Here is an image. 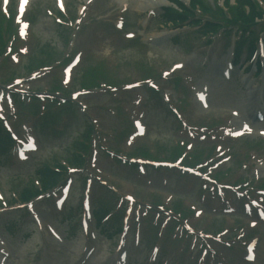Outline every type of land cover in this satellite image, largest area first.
I'll return each instance as SVG.
<instances>
[{"label": "rangeland", "instance_id": "374dc122", "mask_svg": "<svg viewBox=\"0 0 264 264\" xmlns=\"http://www.w3.org/2000/svg\"><path fill=\"white\" fill-rule=\"evenodd\" d=\"M84 1L65 0L66 9L75 12ZM128 1L130 6L126 12V30L135 31L137 37L131 40L123 39L119 31L120 39L118 37L113 40V35L117 34V31L112 28L113 21L106 18L104 23L99 15L111 13L115 15L119 12L121 6L117 0H95L94 4L84 12L83 15L87 16L85 19L87 24L78 30L76 36H73L71 29L67 28L65 31L55 24L53 17L55 11L58 10L57 0H30L25 15V19L29 21L30 26L28 29H20L18 27L20 34H26L24 38L16 36L17 51L14 50L16 51L15 53L6 56L5 61L0 60V86L11 87L13 83H16V81L10 82L13 76H23L22 78L27 79V81L20 78L19 80L23 81L17 85L23 91L42 92L45 89H47L46 91H51L53 86L57 85L56 79H59L60 81L63 80L64 83L68 82L66 83V87L69 88L68 92H79L82 88L81 79L84 76L86 79L90 78L87 69L91 67L93 70L96 67V73L104 76L103 79L120 83L133 80L144 81L148 80L147 77L154 75L153 77L159 79L158 82L163 89L159 94L168 93L171 100H173L175 96H180L181 91L177 88L173 91V83L165 79L168 76H162L167 71L170 73L173 71V76L182 75L185 77L191 75L195 76L196 81L202 79V81L206 80L211 83L209 85L213 98L211 111L210 109H200L202 107H198L199 104L196 103L197 106L193 102L191 92L187 90L188 92L185 93L187 100L180 104L185 121L193 125L192 130L195 132L194 137H189L187 134L188 129H184L180 125L182 122L181 118H176L172 115L167 110V106L162 99H156L155 93L149 92L144 86L130 90L126 88L123 90L100 87L99 89L87 91L77 99L86 107V114L88 113L87 117L89 118L75 112V109L77 110L75 107L73 112L66 113L63 116L62 122L59 123L63 128H58L61 130L55 131L54 124L41 121V118L34 114L29 116L31 109L27 107L29 100L26 98H23L26 104L22 106L19 102L13 101V99L8 103V106L4 101V116L8 118L12 128L17 131L20 137L25 135L28 138L27 144L32 149L27 152V159L25 160H18L12 155L9 156V152L6 149L3 153H0V197L3 203L19 201L18 196H22L26 188L35 187L37 184L35 170L38 167L53 165L57 161H60L61 164V161L70 159L71 153L74 152L71 149L72 140L76 138L78 140L79 134L82 133L83 129L81 125L86 120V123L90 121L93 124V130L98 141L108 149L116 150L128 156L136 157L150 153V155L157 154V156L162 157L157 159L173 160L169 154L172 151L181 153V146H174L180 143V139H184L185 142L190 141L193 144L190 149L186 148L184 150L186 158L197 154L202 165L204 162L213 164L220 158H226L221 161L220 164L222 165L213 173V177H218L219 181L232 182L235 179L243 181L253 173L260 177L258 178L255 175V178L248 182L249 185L247 187H258L257 184L264 185V171L259 169V163L264 162V142L260 140L263 139L261 136L242 134L240 138L234 141H225L221 143V153L216 149L217 140H211V133L214 130L215 132L218 131L216 128L220 123H226L233 119L234 122L240 120L238 116L234 118L230 109H239L243 113L251 112L254 106L264 101V83L258 82V79L264 82V76L253 77V72H247L246 77H249L248 83H251V86L246 89L247 85L242 83L245 76L242 69L245 64L243 66L239 63L233 71V77L229 81L223 80L220 76V68L228 57V49L224 38H217L214 40V44L208 45L205 42L206 38L202 37L196 27L187 25L189 21L182 22L176 26L171 23L162 24L159 14L162 11V7L167 4L165 0H161L155 10V15L150 16L144 13L148 8L142 7L141 0ZM202 1L205 5L212 8L214 0ZM16 2L17 0L10 1L7 14L11 13L12 15V12L14 13ZM229 5L231 4L229 3ZM232 8L234 9V7ZM196 14H199V11H196ZM148 18H150L149 22ZM0 21L2 25L3 18ZM14 22L15 24L19 23L15 20V15ZM219 35L220 33L216 37ZM216 37H213V39ZM72 38L73 44H69V39ZM98 39L102 41L103 45L95 47L93 44ZM44 45H49L46 49L50 47L54 52L51 55L53 57L50 58L43 55L42 57L46 61L41 64H55L59 58L61 59L64 56L67 50L68 52L72 50V53L76 50L80 52L79 55L82 56L81 62L71 70L69 76L65 74L67 71L62 69L63 61L49 71L48 69L44 70L40 76L32 77L27 75L28 72L24 65L27 61L32 60L29 59L32 53H35V56L33 55L34 62L40 61L39 57L36 58V56ZM27 49L29 52L25 55L26 52L24 53V51H27ZM191 56L192 58H190ZM182 63H184V67L178 69L177 67ZM90 80H84V85L93 84ZM188 82L189 79L184 78L185 89H189ZM250 92L255 95V97H252L253 99L248 97ZM136 98L142 99L139 104H135ZM138 113L143 114L142 118L147 124V131L143 136L139 132L134 131L132 126L129 125L132 122L131 118ZM23 123L30 125L32 129L24 128L23 131L21 129ZM126 125L130 127L129 130L126 129ZM200 126L207 129L201 131ZM31 133L35 135L36 139L31 140ZM86 133L80 135L81 139L88 140ZM201 133L207 134V137L203 140L200 139ZM93 147L91 148L93 151L90 147L87 148V162L82 166L86 168L82 170H73L75 168H72L69 173L72 178L59 187V190L68 192L65 211L70 206L72 209L74 207V217L65 218L64 211L60 212L58 210V212L51 208L54 197L50 195L47 200L45 198L48 196H45L32 204V208L46 216V222L48 221L55 226L64 236H68L65 242L60 243L49 234H46L43 239L36 231L30 238L25 237V231L34 228V226L29 223L30 226L28 227L29 218L24 217V214L12 211L8 220L11 225L13 224V227L6 226L7 230H9L7 231L2 226V230L10 240L12 248V255L8 260V264H44V259H48L45 252L42 251L44 246L51 253L49 258L55 260L57 264H78L82 247L86 242H84V238L78 229V209L81 191L87 176L92 178L98 176L115 185L119 190L117 192L118 196L122 197V204L127 201L125 198L126 194L133 195L136 199L134 208L141 206V210L146 208L145 203H150L151 201H165L167 208L173 205H181V208H184L187 203L200 205V190L198 188L199 183L202 182L200 177L181 176L176 171L158 175L157 172L150 170L147 175L140 174L137 168L122 162H116L111 157L106 156L107 151L103 150L106 153L105 155V153L101 152L100 147L97 149ZM182 147L185 148V145ZM259 150L262 152L260 153ZM96 151H98L97 154ZM256 151H258L256 155L260 158L258 161L253 158V154L255 155ZM16 163H21L22 166L18 168ZM69 167L74 166L71 164ZM206 168L203 165V168L200 169L205 170ZM163 178L168 183L163 184ZM147 180L151 181V183H147ZM226 192L232 194L229 189ZM170 194H173V196ZM118 196L105 186L94 182L92 201L95 208L101 202L112 208L114 210L112 212L116 215L119 212L116 207ZM227 198L232 200L234 197L233 195H227ZM57 212L59 214L56 215ZM206 212V215L195 216L193 210L183 219L191 224L193 229L197 231L196 233L203 231V233L209 232V234L213 233L216 235L222 229L221 226L223 227L226 224L233 225L231 227L235 225L245 226V229L248 230L247 234L256 235L258 242V258L253 264H264V224L255 229L249 226L247 218L238 217L237 215L239 214L232 219V217L227 215L213 214L208 208ZM152 213L155 215L156 212L153 211ZM162 213L160 216H163L164 219L166 213L165 211ZM113 216L109 218V221L107 220L109 224L113 221ZM131 217L132 224L129 234L133 232L136 223L134 221V211ZM15 218H17L18 223L14 226ZM91 222L89 227L91 237L89 234V241L96 246V249L87 264L110 263L112 251L119 240L118 234L110 231V234L106 235L104 232L106 226L104 224L100 223L98 224L99 227H97L94 220H91ZM160 223L161 219L154 227L153 223L151 225L143 223V229L147 232L152 230L155 235L147 240L143 239L141 245L137 248L130 246V264H150V258L148 257L150 247L158 241L161 244V251L158 256L159 262L193 264L191 257L193 255L195 257L196 251L198 254L200 248L207 244L215 248L216 251L206 264H209V262L211 264L218 262L225 264L228 261L244 262L241 255L244 251L240 248L230 249L226 243L218 242V239L206 238L202 234L201 236L199 235V239L197 238L194 246H192L191 239L180 240L175 237L173 225L169 224L166 227H161ZM71 227L75 228V230L78 229L75 237L67 234ZM157 230H160L159 234ZM233 237L224 235L222 239L229 240ZM202 239L204 240L202 241ZM219 239V241L222 240L221 238ZM205 240H207V243H205ZM127 245H133V237L130 235ZM184 246L186 249L182 250Z\"/></svg>", "mask_w": 264, "mask_h": 264}, {"label": "trees", "instance_id": "16d2710c", "mask_svg": "<svg viewBox=\"0 0 264 264\" xmlns=\"http://www.w3.org/2000/svg\"><path fill=\"white\" fill-rule=\"evenodd\" d=\"M175 3H178L179 6L182 8L181 11L175 10L174 8H170L167 10L166 13V21H172L173 23L177 22L178 20H183L185 18L184 13L189 12L188 7L184 6L180 1L178 0H172ZM235 6L234 9L230 7V15L233 17V20L235 21H241L244 24L247 22L253 23L257 18H261L263 16L264 11L259 8V5L255 3V0H235ZM191 2V8L192 9L197 3H200V0H190ZM226 5L228 6V2L226 1ZM205 8V7H204ZM218 12L223 13V10L218 8ZM211 29L214 27L209 26ZM49 45H44L42 49H40L39 54H37V58L44 59L42 56H48L52 57L53 50L46 49ZM34 60V59H33ZM77 148H80L79 146H76ZM72 163L75 164H81V158L77 154H73L70 160ZM59 166H63L62 164H59ZM60 174L58 171L45 166L39 171V179L43 185V187H47L54 182H56L59 178ZM30 186V185H29ZM30 188V189H29ZM38 192L37 188L32 186L26 188V191H23L22 198L26 199L29 196L35 194Z\"/></svg>", "mask_w": 264, "mask_h": 264}, {"label": "bare ground", "instance_id": "6f19581e", "mask_svg": "<svg viewBox=\"0 0 264 264\" xmlns=\"http://www.w3.org/2000/svg\"><path fill=\"white\" fill-rule=\"evenodd\" d=\"M122 2H124L125 0H121ZM142 1V7L144 8H148L150 9L151 7H153L154 5L160 4L161 0H141Z\"/></svg>", "mask_w": 264, "mask_h": 264}]
</instances>
